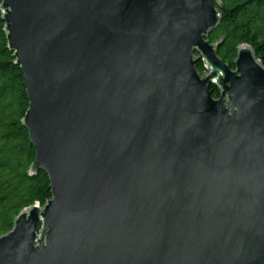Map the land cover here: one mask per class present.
<instances>
[{
    "label": "water",
    "instance_id": "obj_1",
    "mask_svg": "<svg viewBox=\"0 0 264 264\" xmlns=\"http://www.w3.org/2000/svg\"><path fill=\"white\" fill-rule=\"evenodd\" d=\"M0 1L51 187L0 264H264V64L219 57L221 0Z\"/></svg>",
    "mask_w": 264,
    "mask_h": 264
},
{
    "label": "trees",
    "instance_id": "obj_2",
    "mask_svg": "<svg viewBox=\"0 0 264 264\" xmlns=\"http://www.w3.org/2000/svg\"><path fill=\"white\" fill-rule=\"evenodd\" d=\"M216 7L221 20L207 39L220 40L219 57L234 69L237 48L247 44L264 64V0H221ZM196 69L204 72L201 61ZM210 90L217 98V88ZM28 105L24 75L8 49L0 1V236L12 229L24 209L35 203L43 206L51 198L48 175L29 173L36 151L23 125Z\"/></svg>",
    "mask_w": 264,
    "mask_h": 264
}]
</instances>
